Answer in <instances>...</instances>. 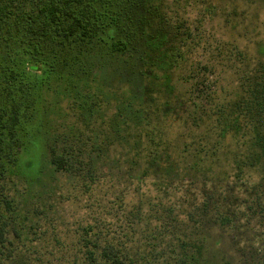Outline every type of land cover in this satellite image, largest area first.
<instances>
[{"label":"trees","instance_id":"16d2710c","mask_svg":"<svg viewBox=\"0 0 264 264\" xmlns=\"http://www.w3.org/2000/svg\"><path fill=\"white\" fill-rule=\"evenodd\" d=\"M159 5L0 0V264H205L206 235L217 226L233 234L235 264L238 258L239 264H264V182H242L255 158L241 151L256 147L264 156V59L244 71L238 91L220 79L212 84V75L197 66L194 108L208 115L216 143L229 149L233 182L167 198L180 191L168 180L159 182L164 198L132 206L125 200L124 185L142 190L149 169L171 162L157 125L143 102H135L154 76L153 46L169 67L187 62L179 47L147 36ZM111 73L132 96L113 102L106 121ZM58 97L68 101L75 119L64 118L54 129L47 102ZM138 142L141 154L132 148ZM197 144L186 140L182 150ZM203 150L195 154L196 169L210 164ZM142 153L144 170L134 173ZM47 170L65 177L67 194L85 211L66 239L54 226V207L35 194ZM211 171L226 173L224 166Z\"/></svg>","mask_w":264,"mask_h":264},{"label":"rangeland","instance_id":"374dc122","mask_svg":"<svg viewBox=\"0 0 264 264\" xmlns=\"http://www.w3.org/2000/svg\"><path fill=\"white\" fill-rule=\"evenodd\" d=\"M159 1L155 17L148 21L147 36L150 40L158 38L165 46L179 47L187 56V62L179 67H169L162 60L157 46H153L154 76L144 81L142 99L135 102H143L147 117L157 125L171 162L169 166L161 164V168H158L160 162L158 166L149 169L142 190H137L133 185L129 187L124 185L127 194L125 200L131 206L144 198L145 203L157 201L156 198H164L159 182L169 180L174 188H180L179 193L172 191L167 194V198L172 194L173 197H183L188 191L201 190L204 185L208 188L226 187L228 183L233 182L235 171L232 172L233 167H229L225 160L229 149L224 143H216L217 133L208 115L194 108V100L198 96L195 86V76L198 75L196 71L199 68L204 76L212 75L210 77L212 84L220 79L221 86L229 91H238L241 78L245 75L244 71L253 69L259 60L264 59V54L260 53L264 48V0ZM241 54L245 60L244 64L240 61ZM203 66L207 67L201 70ZM108 77L111 82L107 95L112 100L103 106L106 121L113 113V102H129L132 96L130 86L115 78L113 73ZM49 101L47 103L51 112L48 121H52L54 129L64 122V118L75 119V113L69 109L65 98H50ZM57 101L63 103L59 104ZM191 139L198 144L184 153L182 144ZM206 142L208 143L204 147ZM203 147L208 151V155H211L207 158L210 164L206 168L196 169V161L199 159L195 154L202 151ZM132 148L136 154H141V142L134 144ZM241 151L245 156L255 158L254 165L244 170L242 182L256 184L264 182L262 153L259 154L256 147L244 148ZM134 155L133 152L132 156ZM143 155L142 153L134 173L142 168L138 171L142 174L145 167ZM28 157L30 160L33 159L30 155ZM223 166L226 173L221 176L217 172L212 173L213 167ZM42 179L35 187V194L45 197L47 205L54 207V226L57 233L66 239L68 232L70 235V231L77 227L75 224L84 217L82 203L74 202L76 199L67 194L69 184L64 176L47 170ZM145 208L148 209V206ZM48 227L49 234L54 235L52 227L49 224ZM206 236L209 237L206 240L205 264H235L236 251L231 241L233 234L229 230L223 232L218 226L213 227ZM66 244H70L69 239ZM54 264L59 262L55 261Z\"/></svg>","mask_w":264,"mask_h":264}]
</instances>
